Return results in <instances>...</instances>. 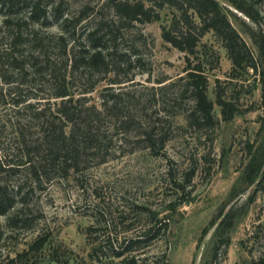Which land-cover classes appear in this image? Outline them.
<instances>
[{
    "label": "trees",
    "instance_id": "obj_1",
    "mask_svg": "<svg viewBox=\"0 0 264 264\" xmlns=\"http://www.w3.org/2000/svg\"><path fill=\"white\" fill-rule=\"evenodd\" d=\"M75 1L70 4L66 0H0V106H11L15 120L6 124L13 127L16 135L13 150L4 147L0 137L4 153V160L0 157V175L27 176L16 192L0 185V216H8L7 223L12 228L26 227L31 222L25 216L30 206L29 193L22 192L29 180L40 187L49 183L51 176L80 173L96 159L101 158L99 164H103L116 137H120L122 145H133V150L145 144L150 151H161L169 140L173 125L170 119L178 113L189 128H214L218 120L215 104L208 97L206 69L211 58L207 52L199 51L209 33L217 36L227 50L233 77L239 71L252 70L260 78L264 103V39L259 46L262 61L251 52L216 0ZM167 7L174 13L169 25L162 28L161 36L185 54L184 75L171 82H159L164 85L149 100L123 91L126 86L119 91L112 86L104 90L100 106L90 104L87 95L102 81L92 83L93 77L106 79L115 71V48L122 30L160 20L161 11ZM54 21L58 31H48ZM212 60L219 61L216 55H212ZM109 81L111 85H123L132 80ZM216 83V104L222 120L231 121L241 110L226 98L220 80ZM186 99L189 104L185 110L173 113L167 109L182 108ZM192 177L167 176V187L183 194ZM263 182L264 179L259 184ZM136 209L142 211L147 221L140 228L125 212L119 213L118 222L96 219L87 227L90 261L170 264L167 251L152 252L158 243L167 240L169 219H159L158 212L149 208ZM132 212L136 213L135 207ZM47 241V236L39 233L8 264L28 263ZM229 245V238L220 239L216 255ZM51 260L62 262L54 256ZM252 264H264V252L254 256Z\"/></svg>",
    "mask_w": 264,
    "mask_h": 264
},
{
    "label": "rangeland",
    "instance_id": "obj_2",
    "mask_svg": "<svg viewBox=\"0 0 264 264\" xmlns=\"http://www.w3.org/2000/svg\"><path fill=\"white\" fill-rule=\"evenodd\" d=\"M66 1L71 4L74 0ZM216 1L251 52L262 60L259 46L264 39V0ZM173 13L167 7L160 20L122 30L115 48V71L106 79L93 77L92 83L102 81L87 95L90 104L100 106L104 90L112 86L117 91L126 86L123 91L149 100L164 85L159 82L184 75L185 54L161 36ZM2 15L0 7V23ZM47 30L57 32L58 25L54 21ZM199 51L211 58L206 64L208 97L215 104L217 125L203 130L189 128L178 113L170 119L169 140L161 151H150L145 144L133 150V145H122L116 137L103 164H99L101 158L96 159L80 173L51 176L50 182L40 187L29 180L22 192L29 193L25 216L31 222L12 228L8 216H0V263L8 264L41 233L48 241L26 264H95L88 257L87 227L96 219L118 222L119 213L125 212L140 228L147 221L136 207L149 208L158 212L159 219H169L167 240L152 252L167 251L170 264H252L253 257L264 252V182L259 184L264 179L262 83L252 70L232 76V61L213 33L203 38ZM212 55L218 57V63ZM117 78L132 81L111 85L109 80ZM217 79L226 98L241 110L231 121L222 120L216 104ZM188 104L186 99L182 108L167 109L177 113ZM8 120H15L11 106H0L1 142L13 150L16 135L6 124ZM0 157L4 160L1 145ZM167 176L193 177L186 192L178 194L167 187ZM24 178L27 176L0 175V185L16 192ZM224 238L230 239V245L216 255L217 242ZM53 256L62 262H53Z\"/></svg>",
    "mask_w": 264,
    "mask_h": 264
}]
</instances>
